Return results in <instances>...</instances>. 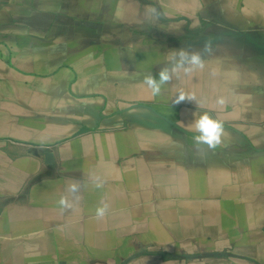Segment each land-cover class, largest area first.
<instances>
[{"label": "crops", "instance_id": "obj_1", "mask_svg": "<svg viewBox=\"0 0 264 264\" xmlns=\"http://www.w3.org/2000/svg\"><path fill=\"white\" fill-rule=\"evenodd\" d=\"M246 2L0 0V264H264V4Z\"/></svg>", "mask_w": 264, "mask_h": 264}, {"label": "clouds", "instance_id": "obj_2", "mask_svg": "<svg viewBox=\"0 0 264 264\" xmlns=\"http://www.w3.org/2000/svg\"><path fill=\"white\" fill-rule=\"evenodd\" d=\"M192 63L197 64L199 63V57L193 56L192 57ZM169 77L165 74H161V81H167ZM152 88H153V94H156L159 92L158 85L155 84V82L152 80V78H147L146 81ZM191 97L186 95L183 91H179L176 95L173 103L175 105H179L181 103L190 101ZM220 103H223V101H220ZM195 117V113H194ZM192 131H194L196 135V141L198 144H204L207 145L209 148H214L217 145L221 143V137L223 134V124L217 120L211 117L209 114L204 113L199 116V118H195L192 126Z\"/></svg>", "mask_w": 264, "mask_h": 264}, {"label": "rangeland", "instance_id": "obj_3", "mask_svg": "<svg viewBox=\"0 0 264 264\" xmlns=\"http://www.w3.org/2000/svg\"><path fill=\"white\" fill-rule=\"evenodd\" d=\"M241 1H242V3H241L242 9H246V7L248 6L246 0H244L245 2H243V0H241ZM256 1H257V3H256L257 6L258 5L260 6V5H263L264 4V0H256Z\"/></svg>", "mask_w": 264, "mask_h": 264}]
</instances>
